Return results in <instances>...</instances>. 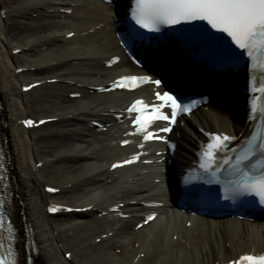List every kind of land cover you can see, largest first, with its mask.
Listing matches in <instances>:
<instances>
[{"label":"bare ground","instance_id":"6f19581e","mask_svg":"<svg viewBox=\"0 0 264 264\" xmlns=\"http://www.w3.org/2000/svg\"><path fill=\"white\" fill-rule=\"evenodd\" d=\"M115 30L109 6L100 0H0V116L18 209L38 247L35 264H225L245 253H264V221L187 224L188 218L166 207L158 187L166 158L162 148L120 145L132 138L127 103L146 95L153 101L155 89L147 84L133 91H89L104 89L133 70L124 56L108 63L119 55ZM220 98L234 102L235 109L221 111L208 104L184 120L189 133L179 123L168 135L174 140L178 134L187 143L188 156L206 140L204 131L244 135L240 105L226 90ZM229 113L239 117L237 122ZM27 119L37 127L26 128ZM95 122L108 126V141L100 138L103 132ZM39 127L44 129L36 133ZM132 157L139 160L111 169ZM171 157L177 168L191 160L180 149ZM45 187L57 191L49 194ZM49 202L81 209L57 216L83 219L48 220ZM148 212L157 215L137 229ZM59 252H70L71 259H62Z\"/></svg>","mask_w":264,"mask_h":264},{"label":"snow or ice","instance_id":"6c2138e0","mask_svg":"<svg viewBox=\"0 0 264 264\" xmlns=\"http://www.w3.org/2000/svg\"><path fill=\"white\" fill-rule=\"evenodd\" d=\"M132 19L142 29L148 32H159L162 25H178L183 23H191L193 21H204L210 29L218 33L226 34L230 38V43L235 45L236 49L241 50V54L246 53L252 61L254 67H258L264 71V0H135V7L132 9ZM200 37L207 41L219 42L220 37H217L213 32L204 29L200 33ZM225 45L227 42H224ZM223 46V45H222ZM225 51L238 62L239 56L225 47ZM138 81L151 82L159 86L160 80H150L149 77H123L115 82L116 87L132 88ZM27 91V89H26ZM264 91V88L260 89ZM157 98L161 101L159 106H148L141 100L135 101L128 109L129 114L137 113L133 120L134 127L140 133H145L144 139L149 140L156 138L148 128L154 121L165 120L170 123L176 122V117L179 112H188L190 106H181L177 98L168 92L156 93ZM170 106L171 116L165 115L161 109L165 106ZM255 111V109H254ZM264 113V109H261ZM27 126H32L33 121L27 120L24 122ZM41 123H44L41 121ZM160 131L169 132L170 127L162 128ZM162 139V137H161ZM215 143H210L205 151V157L211 159L215 152L223 147L226 141L232 138L228 136L211 137ZM256 136L254 135L245 148L235 157V163L225 161L235 170V174L240 178L238 180H229L224 189V200L235 201L238 197L255 196L259 198V203L264 205V129L260 131V143L257 144ZM127 143V141H125ZM260 153V166L252 163L257 156V151ZM126 161L125 163H131ZM122 165H113L120 167ZM205 171L208 168L204 165ZM258 173V174H257ZM209 180L208 183H212ZM216 182H219L218 180ZM49 192L56 191L49 188ZM218 202V200H217ZM253 204L254 201H247ZM3 204L0 203V209ZM50 212L56 209L50 208ZM154 217L149 216L147 220H152ZM147 220L145 222H147ZM5 226L3 212H0V230ZM8 233L11 238L12 228L8 226ZM4 249V244L0 243V250ZM264 264V256H244L239 264ZM0 264H17L16 254L9 243L6 254L0 251Z\"/></svg>","mask_w":264,"mask_h":264},{"label":"rangeland","instance_id":"374dc122","mask_svg":"<svg viewBox=\"0 0 264 264\" xmlns=\"http://www.w3.org/2000/svg\"><path fill=\"white\" fill-rule=\"evenodd\" d=\"M16 52H17V49L16 50H14L13 51V53L14 54H16ZM37 92V91H36ZM36 92H32V93H30V94H28V96L29 95H31V96H33L34 94H36ZM30 96V97H31ZM80 104V103H79ZM43 129H44V127H40V128H38V130H36V133H39V132H42L43 131ZM103 135H101V137H102ZM103 138H104V136H103ZM68 216H64V217H62V216H54V217H48V216H46V218H48V220H59V219H61V218H67ZM74 218H79V217H77V216H75ZM62 251H64V250H62ZM59 256L63 259V257L64 256H62V252H59Z\"/></svg>","mask_w":264,"mask_h":264}]
</instances>
